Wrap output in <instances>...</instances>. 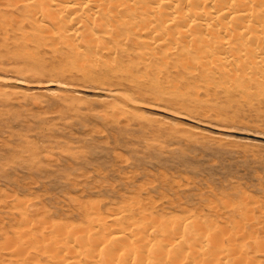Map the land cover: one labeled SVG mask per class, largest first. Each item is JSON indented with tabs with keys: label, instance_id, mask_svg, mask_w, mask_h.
I'll use <instances>...</instances> for the list:
<instances>
[{
	"label": "rangeland",
	"instance_id": "obj_1",
	"mask_svg": "<svg viewBox=\"0 0 264 264\" xmlns=\"http://www.w3.org/2000/svg\"><path fill=\"white\" fill-rule=\"evenodd\" d=\"M16 26L33 33L25 19ZM39 39L0 34V264L21 262L23 252L50 264L39 250L61 244L62 233L117 230L142 216L138 232L171 246L175 256L152 254L164 263L182 264L176 239L199 230L216 233L227 264H264V89L246 94L174 69L148 75L116 54L130 78L105 68L103 51L97 63L75 61ZM109 215H119L117 225ZM204 253L206 262L186 261L215 264Z\"/></svg>",
	"mask_w": 264,
	"mask_h": 264
},
{
	"label": "bare ground",
	"instance_id": "obj_2",
	"mask_svg": "<svg viewBox=\"0 0 264 264\" xmlns=\"http://www.w3.org/2000/svg\"><path fill=\"white\" fill-rule=\"evenodd\" d=\"M21 19L28 21L32 34L16 26ZM3 33L19 34L24 41L29 40L36 45L40 43V35H43L54 46V54L56 50H61L58 45H62L75 61L83 55L88 56L92 64L105 59V68L130 78L134 76L131 68L113 62L114 56L126 59L138 72L148 75L161 71L172 73L170 70L174 69L188 76L197 74L200 82L215 83L225 88L229 86L237 92L250 94L264 89V0H0V34ZM30 37L34 40H30ZM99 38L107 39L110 45L104 48ZM102 51L105 58L100 60ZM108 59L110 64L107 63ZM81 71L84 72L83 67ZM107 218L112 225L119 222V215H109ZM142 221L145 223L143 216ZM144 223L118 225L117 230L111 226L101 228L98 224L87 225V229L81 230V240L71 232L65 236L62 233L58 240L62 241L61 244L54 247L47 245L39 252L46 255L50 264H83L84 261L93 264H167L163 258L160 262L158 258L161 256L158 254L172 256L173 251L168 249L171 246L165 250L163 245L153 244L149 235L143 233L145 230L149 232V229L142 228L144 231L139 233ZM193 225L196 224L191 227ZM178 228L173 229L172 226L171 229L176 231ZM197 232V237H188L185 233L175 238L180 248L176 254L187 251L182 249V244L188 247L187 254L179 255L178 262L188 263L191 259L196 263L206 262L198 256L201 252H207L210 259L216 255L215 264L229 263L228 256L221 253L225 250L224 244L216 237V233L207 237L206 231ZM97 233H102L103 239L92 244V234ZM219 233L222 235V232ZM241 240H244L243 237ZM169 242L172 240L169 239ZM137 243H142L139 244L140 248L136 246ZM7 245L5 249L10 248L7 250L9 255L12 253L13 258H20L17 260L21 261L12 264H35L38 261L31 255L25 257L22 245L18 248V252L20 248L23 252L19 253L20 257L17 256V250L13 249L14 244V247ZM228 250L230 253L231 250ZM233 250L231 253L237 252ZM153 253L159 257H153ZM231 253L230 257L233 255ZM239 260L241 263L243 258ZM245 262L252 264L253 260L252 263Z\"/></svg>",
	"mask_w": 264,
	"mask_h": 264
}]
</instances>
